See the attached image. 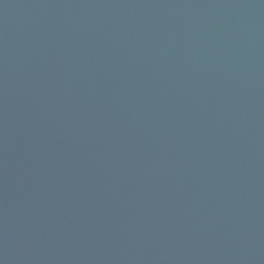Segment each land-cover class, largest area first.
<instances>
[{"label":"water","instance_id":"1","mask_svg":"<svg viewBox=\"0 0 264 264\" xmlns=\"http://www.w3.org/2000/svg\"><path fill=\"white\" fill-rule=\"evenodd\" d=\"M0 264H264V0H0Z\"/></svg>","mask_w":264,"mask_h":264}]
</instances>
